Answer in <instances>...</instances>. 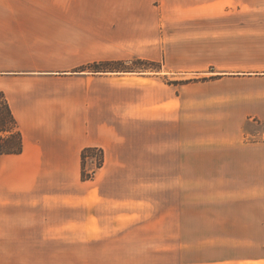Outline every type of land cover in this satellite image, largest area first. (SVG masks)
Returning <instances> with one entry per match:
<instances>
[{
	"label": "crops",
	"instance_id": "crops-1",
	"mask_svg": "<svg viewBox=\"0 0 264 264\" xmlns=\"http://www.w3.org/2000/svg\"><path fill=\"white\" fill-rule=\"evenodd\" d=\"M41 4L0 0V264L257 261L264 0ZM134 57L159 67H91Z\"/></svg>",
	"mask_w": 264,
	"mask_h": 264
},
{
	"label": "rangeland",
	"instance_id": "rangeland-1",
	"mask_svg": "<svg viewBox=\"0 0 264 264\" xmlns=\"http://www.w3.org/2000/svg\"><path fill=\"white\" fill-rule=\"evenodd\" d=\"M29 3L32 5L34 11L36 10V6L39 4H41L42 0H28ZM65 4H69L72 7H75L76 3H87L88 0H48L49 6H44V4H41L42 6H38L39 9H41L40 12H38L39 14L41 13L42 16L41 18H48V19H68V18H73V14H76V18L77 15L80 16L81 13L80 12H72V10L67 11L66 8L64 9L62 6L60 5H64L60 3ZM44 2V0H43ZM46 3V2H45ZM57 5H59L57 7ZM65 6V5H64ZM35 13V12H34ZM86 14V13H84ZM165 29L163 30L164 33ZM91 67L93 68H117V69H128V70H132V69H156L159 67V63L156 61H150L147 59H140V58H132V59H128V60H113V61H101L98 64L94 63L91 65ZM196 79V78H194ZM0 113L4 114V119L8 120L7 117V110L5 109L4 106V102L3 100L0 98ZM8 125V124H7ZM9 128V126L7 127ZM2 134H4L5 136L9 135V133L3 132ZM92 155H86L84 158V172L86 173V175H88V177H92L94 174H92L90 176V174L88 173V171H93L95 172V170L100 167L103 163V161H101L100 159V152L95 150L94 153H91ZM104 160V157H103ZM98 161L100 164H98ZM102 162V163H101ZM91 165V168L89 167ZM81 175H82V170H81ZM85 177V178H88ZM84 178V177H82ZM263 177H258V180L262 179ZM264 179V178H263ZM258 183H260L258 181ZM256 193L257 194H261L258 196H264V188H260L257 187L256 188ZM259 198V197H258ZM264 199V198H263ZM257 215H258V227H257V231H258V236H257V249H258V260L255 262H252L251 264H264V200H262L261 202H258V206H257ZM263 227V228H262ZM262 228V229H261Z\"/></svg>",
	"mask_w": 264,
	"mask_h": 264
},
{
	"label": "trees",
	"instance_id": "trees-1",
	"mask_svg": "<svg viewBox=\"0 0 264 264\" xmlns=\"http://www.w3.org/2000/svg\"><path fill=\"white\" fill-rule=\"evenodd\" d=\"M0 98L4 102L5 109L7 110V117L8 120L4 119V114L0 113V154L2 153H14L19 152L21 149V141L20 135L18 131L15 129L16 123L15 119L10 111L8 103L4 97L3 92L0 91ZM8 124V125H7ZM9 126V128H7ZM3 132L9 133V135L5 136L2 134ZM95 150L100 152V160L103 161V151L100 148L94 147H86L82 150L81 153V165H82V177H88L84 172V158L86 155H92ZM102 163V162H101ZM98 164L99 161H98Z\"/></svg>",
	"mask_w": 264,
	"mask_h": 264
},
{
	"label": "built area",
	"instance_id": "built-area-1",
	"mask_svg": "<svg viewBox=\"0 0 264 264\" xmlns=\"http://www.w3.org/2000/svg\"><path fill=\"white\" fill-rule=\"evenodd\" d=\"M88 173L90 174V176H91L92 174H94V172H93V171H88Z\"/></svg>",
	"mask_w": 264,
	"mask_h": 264
}]
</instances>
